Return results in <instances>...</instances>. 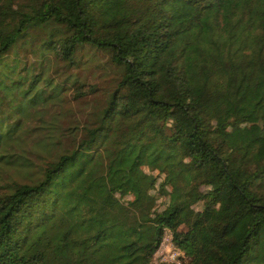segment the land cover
<instances>
[{
	"label": "trees",
	"instance_id": "16d2710c",
	"mask_svg": "<svg viewBox=\"0 0 264 264\" xmlns=\"http://www.w3.org/2000/svg\"><path fill=\"white\" fill-rule=\"evenodd\" d=\"M5 168L0 264H264V0H0Z\"/></svg>",
	"mask_w": 264,
	"mask_h": 264
},
{
	"label": "rangeland",
	"instance_id": "374dc122",
	"mask_svg": "<svg viewBox=\"0 0 264 264\" xmlns=\"http://www.w3.org/2000/svg\"><path fill=\"white\" fill-rule=\"evenodd\" d=\"M84 55L86 56H84L83 59H88L90 57L92 58V60L87 62V64H85L81 69H79L78 73L86 81L97 83V85L100 86V88L97 90L95 95L87 96L86 99L88 101H85L84 103H78V104L72 103L70 104L71 105L70 110L65 111V114L58 113L56 115V119H54L53 121L57 125H60L61 127L66 126L67 124L71 122H75V121L80 122V123L86 121V119L89 116L88 114H90V112L94 110V105L96 104V102L101 101V99L104 97L105 91L109 89L110 84L112 83V81H115L116 77L119 74V70L108 61V53L99 51V50H89L87 53V50H86L84 51ZM27 56L30 61L32 56L29 53L27 54ZM72 71H75V70H72ZM55 109L60 110L59 107H56ZM45 117L48 118V116H45ZM30 123L34 124L36 123V121L33 119L32 121H30ZM64 136H65L64 138H67L66 131H64ZM67 140L68 139H63V142H66ZM30 144H31V139L27 138V142L25 143V146H24L25 149L27 150L25 153L30 159L37 161L33 153L29 152ZM23 174H24L23 171L20 173L14 168H5L0 173V180L1 182H3V180H7L10 177L23 180L25 179L22 176ZM180 256L182 257V255ZM184 260L185 261L187 260L186 255L183 256L182 262ZM158 263H161V262H156L154 264H158Z\"/></svg>",
	"mask_w": 264,
	"mask_h": 264
},
{
	"label": "built area",
	"instance_id": "2783aa9c",
	"mask_svg": "<svg viewBox=\"0 0 264 264\" xmlns=\"http://www.w3.org/2000/svg\"><path fill=\"white\" fill-rule=\"evenodd\" d=\"M175 244L171 229L165 228L159 245L153 252L151 262H165L170 264H181L184 253ZM182 255V257L180 255ZM156 261V262H155Z\"/></svg>",
	"mask_w": 264,
	"mask_h": 264
}]
</instances>
